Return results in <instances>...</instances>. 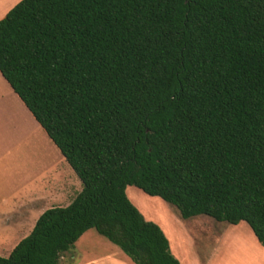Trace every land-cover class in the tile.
Masks as SVG:
<instances>
[{
  "label": "trees",
  "instance_id": "obj_1",
  "mask_svg": "<svg viewBox=\"0 0 264 264\" xmlns=\"http://www.w3.org/2000/svg\"><path fill=\"white\" fill-rule=\"evenodd\" d=\"M0 72L82 183L0 264H59L89 230L180 264L127 187L264 247V0H22Z\"/></svg>",
  "mask_w": 264,
  "mask_h": 264
},
{
  "label": "crops",
  "instance_id": "obj_2",
  "mask_svg": "<svg viewBox=\"0 0 264 264\" xmlns=\"http://www.w3.org/2000/svg\"><path fill=\"white\" fill-rule=\"evenodd\" d=\"M21 1L22 0H0V21L3 20L7 14ZM12 99L19 108L20 106L22 107L21 112L18 111L17 115L22 120V127L26 123V120L30 123L34 122L33 124H35L36 120L31 112L27 109L19 96L12 90L11 86L0 72V118H3L5 115L8 117L10 101ZM24 106L33 118L29 113H27ZM4 108L6 109L5 113ZM33 128L36 127L33 126ZM15 129L16 130L13 129L11 137L9 135V131H4V126L0 123V163L9 156L10 158L12 157L13 161L17 162L15 163L11 173V175L13 174L15 178L12 179L10 176H6L5 179L3 178V181L5 180L3 185L5 184L9 186L12 194L14 197H16L12 208L9 206L10 202L7 201V199L10 198V192L8 193L9 196L5 195V198L1 200L0 204V221L2 223V227H5L6 232L4 237L6 240H10L12 236L19 235V233H28L33 231L37 221L47 210L55 207L69 206L77 195L74 194V191L77 190L79 186L82 187L81 181L79 182L74 179L75 172L67 163L66 159L54 143V146L58 149L57 151V149L53 147L56 161L50 165H47L49 172L44 175V180H42L44 185L41 182V167H39L40 169L37 180L35 176H29L27 170L24 169L25 161L22 159L24 156L21 152L22 145L20 142V136H24V129H21L20 131L18 124L15 125ZM20 132H22L21 135ZM22 141L24 142V138ZM18 163L23 166L19 167ZM21 175L27 179L22 180L21 178L19 181L18 176ZM29 180L33 181L29 184ZM36 181L39 182V185ZM35 183L37 185H35ZM10 185L14 189H12ZM222 224H225L229 227H224L221 225L218 228H215L217 235L222 237L223 240L227 237V245L230 244L232 246L234 243H240L242 246H244V251L246 252L245 255L242 256L239 254H235L234 257L232 255V257L228 256L226 260H224L225 262H221V260L218 258L219 260H217L218 262L216 263V260H214L216 258H212L209 261V264H264V247L259 244L253 231L245 222H241L238 225H227L228 223ZM157 225L159 226L160 224L157 222ZM160 228H162V231L169 240L171 253L179 260L180 264H183V252L178 248H176L174 251L175 248H173V244L170 242V236L167 234L164 226L162 227L160 225ZM24 235L27 234H23L21 237H26ZM0 237L3 238V234ZM3 245L4 244H2V246ZM16 245L14 244L13 246ZM14 248L15 247L7 251L8 255L11 254ZM193 262L194 264H201L198 261ZM59 264L134 263L127 255L123 253L119 247L112 244L110 241L107 242V239L99 235L95 230H89L76 242L72 250L65 253L61 257Z\"/></svg>",
  "mask_w": 264,
  "mask_h": 264
},
{
  "label": "rangeland",
  "instance_id": "obj_3",
  "mask_svg": "<svg viewBox=\"0 0 264 264\" xmlns=\"http://www.w3.org/2000/svg\"><path fill=\"white\" fill-rule=\"evenodd\" d=\"M21 109L22 107L20 106L19 108L12 99L10 101L8 117L5 115L3 116V118H0V123L4 126V131H9V135L11 137L13 129L16 130L15 125H19L20 131L21 129H24V136H20V142L22 145L21 152L24 156L22 159L25 161L24 169L27 170L29 176H35L37 180L40 169L39 167H41L40 172L42 171V182L45 177L44 175L49 172V169H47V165H50L51 163L56 161V156L54 155L53 150V147L55 146L47 136L46 132L34 119L33 120L35 121V124H33L34 122L30 123L26 120V123L22 127V120L17 116L18 111L21 112ZM5 110L6 109L4 108V113ZM26 111L27 113H29L27 109ZM33 126H35L36 128H33ZM21 133L22 132H20V135ZM23 138L24 142L22 141ZM15 163L17 162L13 161L12 157L10 158V156L5 158L0 163V204L1 200L5 198V195L9 196L8 193L10 192V198L8 197L9 199H7V201L10 202L9 206L11 208L15 203L16 197H14V195L12 194L9 186L5 184L3 185V183L5 182V180L3 181V178L5 179L6 176H10L12 179L15 178L13 174L11 175ZM18 166L22 167L23 165H20L18 163ZM74 175V179L80 182L77 175L75 173ZM18 177L19 181L21 178L22 180L27 179L22 175ZM29 181L30 184L33 180ZM36 182L39 185V182ZM42 183L44 185V182ZM35 185L37 184L35 183ZM12 189L14 188L12 187ZM81 190L82 187L79 186V188L74 191V194H77L75 198L78 196ZM126 190L127 197L129 198L131 203L143 214L147 221L153 222L155 224H157L158 222L162 227L164 226L167 234L170 236V242L173 244V248H175L174 251L176 250V248H178L183 252V264H194L193 261H198L201 264H209V261L212 258H216L214 260H216L215 262L217 263V260L220 259L222 262L226 260L228 256L234 257L235 254H239L241 256L245 255L246 251H244V246H242L240 243H234L232 244V246L229 244V246L227 245V237L223 240L222 237L217 235V233L215 232V228H218L221 225L224 227L229 226L218 223L207 216H197L185 220L182 218L177 208L169 205L162 199L157 197H150L135 187H127ZM1 224L2 223L0 221V236L3 234V238L0 237L1 239H3H0V257L8 258L10 255H8L7 251L13 247H16L23 239L28 237L32 231L28 233H19V235L12 236L10 240H6V238L4 237V234L6 232L5 227H2ZM23 234H27L24 235L26 237L22 238L21 236ZM107 242L109 241L107 240ZM2 244L4 245L2 246ZM14 244L17 245L13 246Z\"/></svg>",
  "mask_w": 264,
  "mask_h": 264
}]
</instances>
